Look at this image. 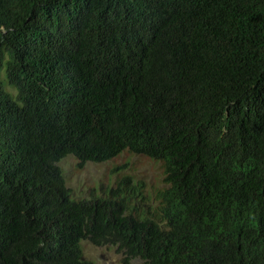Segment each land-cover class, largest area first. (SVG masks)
<instances>
[{
    "label": "trees",
    "instance_id": "16d2710c",
    "mask_svg": "<svg viewBox=\"0 0 264 264\" xmlns=\"http://www.w3.org/2000/svg\"><path fill=\"white\" fill-rule=\"evenodd\" d=\"M161 162L73 200L57 163ZM264 264V0H0V264Z\"/></svg>",
    "mask_w": 264,
    "mask_h": 264
},
{
    "label": "rangeland",
    "instance_id": "374dc122",
    "mask_svg": "<svg viewBox=\"0 0 264 264\" xmlns=\"http://www.w3.org/2000/svg\"><path fill=\"white\" fill-rule=\"evenodd\" d=\"M57 165L62 175L72 190L73 200L88 198L91 190L101 195V190L113 186L115 179L121 176H129L133 183L137 180L144 184V193L152 196L159 187H162L161 177L163 167L161 162L146 155H135L124 150L119 155L103 163H86L79 168L76 159L72 155L62 158ZM82 259L92 264H121V255L113 247H96L88 241H81ZM132 264H140V260L134 259Z\"/></svg>",
    "mask_w": 264,
    "mask_h": 264
}]
</instances>
